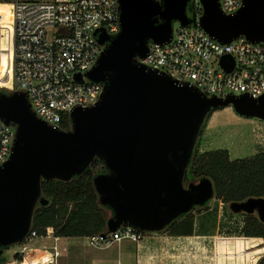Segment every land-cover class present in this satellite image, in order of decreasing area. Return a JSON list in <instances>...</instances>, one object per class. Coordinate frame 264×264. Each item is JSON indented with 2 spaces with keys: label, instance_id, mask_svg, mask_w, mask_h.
Returning a JSON list of instances; mask_svg holds the SVG:
<instances>
[{
  "label": "water",
  "instance_id": "95a60500",
  "mask_svg": "<svg viewBox=\"0 0 264 264\" xmlns=\"http://www.w3.org/2000/svg\"><path fill=\"white\" fill-rule=\"evenodd\" d=\"M242 2L235 15L225 16L218 0H202V29L222 44L241 36L264 42V0ZM188 3L119 0L120 31L110 37L102 30L98 42L104 51L86 74L104 92L95 106L70 113L67 131L39 119L25 94L0 92V121L16 130L11 156L0 166V250L21 244L31 232L36 209L48 204L44 181L70 182L95 160L107 173L95 177L94 187L101 206L112 211L103 237L121 228L162 233L214 199L210 179L185 183L204 121L211 111L232 107L264 122V96L207 98L138 63L151 43L171 41L174 21H193ZM221 64L228 72L234 66L229 56ZM230 210L256 214L264 223V199L234 203Z\"/></svg>",
  "mask_w": 264,
  "mask_h": 264
},
{
  "label": "built area",
  "instance_id": "2783aa9c",
  "mask_svg": "<svg viewBox=\"0 0 264 264\" xmlns=\"http://www.w3.org/2000/svg\"><path fill=\"white\" fill-rule=\"evenodd\" d=\"M218 1L225 16H233L243 7L242 0ZM189 8L191 14L187 10V15L193 21L173 29L169 43H151L149 54L138 59V63L180 86L198 90L207 98H262L264 42L252 43L241 36L222 44L201 27L202 0H189ZM10 15V21L0 15V92L25 94L39 119L53 129L63 130L66 115L69 117L76 108H91L102 97L103 84L91 82L86 74L104 51L98 42L102 30L110 37L120 31L119 0H13ZM226 56L234 63L230 72L221 64ZM77 76H81V81ZM15 133V127L0 121V166L11 156ZM258 140L264 149V137ZM237 222L232 235L199 238L210 240L213 246L210 259L203 258L208 260L205 264L264 261V239L244 236L241 234L244 217ZM50 238L55 241L54 246L35 247L38 241ZM143 238L144 234L133 228H121L105 237L97 235L88 240L91 247L108 249L124 240L140 243ZM60 239L54 236L53 228H47L44 236L31 230L16 245L19 249L14 258L0 264H59Z\"/></svg>",
  "mask_w": 264,
  "mask_h": 264
},
{
  "label": "trees",
  "instance_id": "16d2710c",
  "mask_svg": "<svg viewBox=\"0 0 264 264\" xmlns=\"http://www.w3.org/2000/svg\"><path fill=\"white\" fill-rule=\"evenodd\" d=\"M12 2L13 0H0L2 4ZM215 111H211L207 118H210ZM205 127L204 124L186 173L185 183H196L203 178L210 179L215 189L214 198L226 207L250 199H264V153L237 160H231L228 150L200 153L199 140ZM70 128V119L66 115L63 130L67 131ZM103 173H107L104 163L95 160L81 176L75 177L70 182L44 181L42 196L48 200V204L36 209L32 231L44 236L47 228H53L55 237L66 239L90 238L105 234L109 220L107 213L110 209L101 206L93 183L95 177ZM240 215L245 219L241 234L264 239V223L259 217L256 214ZM193 224L194 215L190 213L164 232L175 237H191ZM0 258L1 262L7 260L5 252ZM260 264H264V261Z\"/></svg>",
  "mask_w": 264,
  "mask_h": 264
},
{
  "label": "rangeland",
  "instance_id": "374dc122",
  "mask_svg": "<svg viewBox=\"0 0 264 264\" xmlns=\"http://www.w3.org/2000/svg\"><path fill=\"white\" fill-rule=\"evenodd\" d=\"M0 15L11 20L10 4L0 3ZM179 26L180 23L178 21L173 22V29H177ZM4 66L6 67V63H4ZM204 124L206 127L199 140L200 153L228 150L231 160H237L251 158L264 151L262 146L258 144V139L264 137V130L257 126L262 125V127H264V122L258 119L242 117L238 115L232 107L216 110L210 118L205 119ZM210 203H212L211 206H209ZM210 203L203 208L195 209L194 212H192L194 213L193 215H199L210 209L218 211L221 207V201L216 200L215 198ZM221 212L223 214L220 220V231L218 234L232 235L237 227L238 219L243 216L240 214H234L231 212L230 207H226L225 205ZM107 214L109 219L112 218L111 210H109ZM212 219H214L213 216ZM230 229L233 231H230ZM218 234H215V236ZM54 242L53 238H50L49 240H41L35 244V247L38 249H40V247H52L54 246ZM59 243L62 252L59 264H97V262L99 264V261L102 262L101 264H107L108 262H112V264L115 262L116 264V258L122 250L125 252V249H130L132 252H135V245L129 240L115 243L108 249H96L91 247L88 238L59 240ZM199 244H202L204 251H208L206 254H209L210 252L211 255L213 246L210 243V240L191 239L189 241L182 240L181 242L177 240V247L172 250L174 255L172 259H170L171 263L169 264H205L208 260L203 259L206 256L205 252L203 256L200 257L202 252L198 248ZM119 245L120 248L118 249L117 247ZM18 249L17 246H14L5 251V256L9 261L14 258ZM64 249H66V251Z\"/></svg>",
  "mask_w": 264,
  "mask_h": 264
},
{
  "label": "crops",
  "instance_id": "0c3cea01",
  "mask_svg": "<svg viewBox=\"0 0 264 264\" xmlns=\"http://www.w3.org/2000/svg\"><path fill=\"white\" fill-rule=\"evenodd\" d=\"M264 130L262 125H257ZM213 203V202H212ZM209 204V206L212 205ZM221 207L218 211L210 209L207 212L200 213L199 215H194L193 224V236L191 237H175L167 233H155V234H145L143 240L140 243H134L135 252L130 249H125V252L120 253L117 256V263L120 264H169L171 263L173 253L172 250L177 247V240L180 242L182 240H197L203 237H212L219 233V224L222 217V209L224 204L221 202ZM208 206V207H209ZM194 214V213H193ZM212 216L214 219H212ZM204 230V231H203ZM74 239V238H71ZM62 238L60 240H71ZM203 244V243H202ZM202 244L198 246L202 253L205 254L208 251L203 250ZM69 247V246H68ZM206 247V246H205ZM120 248V245L117 247ZM123 248V245H122ZM154 253V254H153ZM210 259V252L205 256ZM102 262L99 261V264ZM98 264V262H97ZM107 264H112L108 262ZM115 264V262L113 263Z\"/></svg>",
  "mask_w": 264,
  "mask_h": 264
},
{
  "label": "flooded vegetation",
  "instance_id": "af4514ba",
  "mask_svg": "<svg viewBox=\"0 0 264 264\" xmlns=\"http://www.w3.org/2000/svg\"><path fill=\"white\" fill-rule=\"evenodd\" d=\"M191 9L189 8L188 9V15H190L191 14ZM6 250H0V256L5 252ZM0 261H1V258H0Z\"/></svg>",
  "mask_w": 264,
  "mask_h": 264
}]
</instances>
